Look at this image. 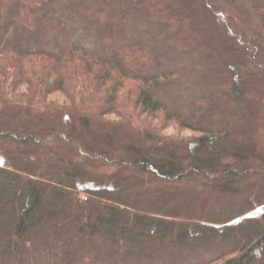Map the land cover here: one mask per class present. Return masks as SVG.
<instances>
[{
  "label": "trees",
  "instance_id": "1",
  "mask_svg": "<svg viewBox=\"0 0 264 264\" xmlns=\"http://www.w3.org/2000/svg\"><path fill=\"white\" fill-rule=\"evenodd\" d=\"M262 21L264 0H0V264H264Z\"/></svg>",
  "mask_w": 264,
  "mask_h": 264
},
{
  "label": "rangeland",
  "instance_id": "2",
  "mask_svg": "<svg viewBox=\"0 0 264 264\" xmlns=\"http://www.w3.org/2000/svg\"><path fill=\"white\" fill-rule=\"evenodd\" d=\"M239 1H242V0H239ZM249 1V0H248ZM253 2V1H252ZM247 7H249L250 6V3H248V2H245L244 3ZM249 10H250V13H251V15H252V13H253V10H251V8H249ZM192 11V15H193V17L195 16V15H197L195 12V9H192L191 10ZM212 10H211V8H210V11H209V14H204V17L206 18V19H210V18H212L211 17V14L210 13H212L211 12ZM256 12V11H255ZM258 13H260V12H258L257 11V14ZM36 17H38V16H36ZM262 19H263V17H262ZM32 20V19H31ZM31 20H29L28 19V22L29 21H31ZM23 22V21H22ZM22 22H20V23H18V24H20V25H18L17 24V26H21V23ZM194 22H195V24H196V26H197V28L199 29V30H204L205 29V27L207 26V25H203V24H201V22H197L196 21V19L194 20ZM55 22H54V20L53 21H51V24H54ZM259 30H262L261 31V33H262V35H264V21H262V26H260L259 28H258ZM222 29H220V34H217V32L215 33V36H220V35H222ZM54 33L52 34V36H47V37H45V39H46V41H47V43L49 44V47L51 48V49H56V48H54V45H53V39H54ZM43 37H44V35H43ZM216 40V39H215ZM7 41H10L11 42V37L8 35V37H7ZM252 45L253 46H255L257 43H256V41L255 40H252ZM26 44H28V42L26 43ZM206 44H207V46L209 47V48H211L212 50H213V48L214 47H216V45H214V44H212V42L211 41H208V43H207V41H206ZM218 46H220V47H223V44L222 43H218ZM235 46H237V47H243V41L241 40V39H235ZM236 53V52H235ZM208 55L209 56H211V53H208ZM221 58H222V60H223V57L222 56H220ZM257 58H258V55L257 54H255V52H253V53H251V59H249L248 61H247V65L246 66H244V67H241V69L242 70H244V71H247L248 69H250L252 66H255L256 68H257V78L258 79H261V75H262V72H261V65L260 64H257ZM182 60H184V59H182ZM184 63V62H183ZM174 65H178L179 67H183V70L185 71V69L187 70V69H189V66L187 65V64H183V66H180L179 64H174ZM262 80V79H261ZM261 82H263V81H261ZM247 83H249V82H247ZM250 84V83H249ZM251 85H253V84H251ZM264 85V84H263ZM264 87V86H263ZM260 88V87H259ZM260 89H263V88H260ZM50 98L52 99V100H54V101H57V102H59V103H65V102H68V100H67V98L65 97V95L64 94H62V93H53L51 96H50ZM114 117V116H113ZM112 117V118H113ZM164 132L165 133H167L168 135L170 134V135H182V136H185V137H189V138H194V137H196V136H198V135H200V133H198V132H195V131H192V130H190V129H184V128H180L179 126H177V125H170L169 127H167L165 130H164ZM262 132H264V131H262ZM261 133V132H260ZM261 139H262V141L260 142V143H263L264 142V134L261 136ZM261 145H263V144H261ZM263 150V149H262ZM159 151H161V150H159ZM209 168H211V167H209ZM42 181L44 182V183H46L47 182V180L46 179H42ZM59 186H61V185H59ZM63 186V185H62ZM61 186V187H62ZM238 187H242V186H240V185H238ZM198 188H196V192L189 198V199H186V202H185V204L187 205V207H188V211H189V213L190 214H193L194 213V211H195V204L197 203V200H196V198H197V196H198ZM171 199V197H169L168 198V201H171L170 200ZM100 200H102L103 202H106V201H108V199L107 198H103V199H100ZM46 202H47V204L49 205L50 203H52V202H50V200H48V199H46ZM171 204V203H170ZM169 204V205H170ZM166 206V205H165ZM171 206V205H170ZM167 207V206H166ZM166 207H165V209H166ZM133 211H134V209H132ZM46 207H42L41 208V210H40V213L42 214V215H45L46 214ZM188 221V220H187Z\"/></svg>",
  "mask_w": 264,
  "mask_h": 264
}]
</instances>
